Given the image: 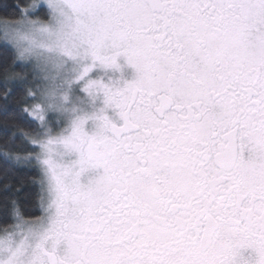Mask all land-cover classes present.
<instances>
[{
    "label": "snow or ice",
    "instance_id": "obj_1",
    "mask_svg": "<svg viewBox=\"0 0 264 264\" xmlns=\"http://www.w3.org/2000/svg\"><path fill=\"white\" fill-rule=\"evenodd\" d=\"M14 7L0 264H264V0Z\"/></svg>",
    "mask_w": 264,
    "mask_h": 264
},
{
    "label": "trees",
    "instance_id": "obj_2",
    "mask_svg": "<svg viewBox=\"0 0 264 264\" xmlns=\"http://www.w3.org/2000/svg\"><path fill=\"white\" fill-rule=\"evenodd\" d=\"M30 2V0H0V18H15L16 8L14 7L16 4H21L23 6L25 3ZM12 55L11 49H9L6 45H3L0 43V65H2L6 60L10 59ZM17 71H20L21 68L19 66L16 67ZM3 121L4 116L0 114V142H2L5 138V134L3 132ZM3 163L0 162V169H2ZM21 173H23L25 170L21 169ZM34 188H26L25 192L22 193L28 194L34 192ZM33 215H39L38 211H34L32 213Z\"/></svg>",
    "mask_w": 264,
    "mask_h": 264
},
{
    "label": "rangeland",
    "instance_id": "obj_3",
    "mask_svg": "<svg viewBox=\"0 0 264 264\" xmlns=\"http://www.w3.org/2000/svg\"><path fill=\"white\" fill-rule=\"evenodd\" d=\"M129 72H131V69H129Z\"/></svg>",
    "mask_w": 264,
    "mask_h": 264
}]
</instances>
